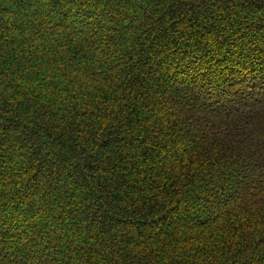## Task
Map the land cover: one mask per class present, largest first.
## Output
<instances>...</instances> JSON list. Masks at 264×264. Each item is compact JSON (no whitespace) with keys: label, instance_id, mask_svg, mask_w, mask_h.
I'll use <instances>...</instances> for the list:
<instances>
[{"label":"trees","instance_id":"trees-1","mask_svg":"<svg viewBox=\"0 0 264 264\" xmlns=\"http://www.w3.org/2000/svg\"><path fill=\"white\" fill-rule=\"evenodd\" d=\"M0 264H264V0H0Z\"/></svg>","mask_w":264,"mask_h":264}]
</instances>
